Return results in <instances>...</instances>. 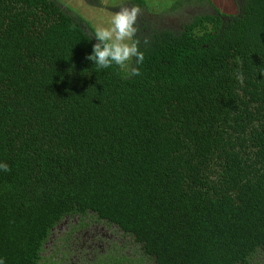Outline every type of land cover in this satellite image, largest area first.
<instances>
[{
  "label": "trees",
  "instance_id": "obj_1",
  "mask_svg": "<svg viewBox=\"0 0 264 264\" xmlns=\"http://www.w3.org/2000/svg\"><path fill=\"white\" fill-rule=\"evenodd\" d=\"M205 1L213 12L176 29L137 26L144 60L125 71L86 59L95 30L56 0H0L4 264H39L73 215L128 239L89 264H258L264 0H235L233 13Z\"/></svg>",
  "mask_w": 264,
  "mask_h": 264
},
{
  "label": "rangeland",
  "instance_id": "obj_2",
  "mask_svg": "<svg viewBox=\"0 0 264 264\" xmlns=\"http://www.w3.org/2000/svg\"><path fill=\"white\" fill-rule=\"evenodd\" d=\"M60 6L74 16L86 20L94 30L98 27H108L115 13L122 7L138 6L140 15L137 26L141 24L154 28L176 29L197 13L213 12V8L205 0L181 4L171 8L175 0H144L139 6L133 0H56ZM223 13L236 11L235 0H210ZM202 37L207 38L210 32L203 27H196ZM130 62V61H129ZM123 68L125 71L129 69ZM89 215L78 217L65 216L51 229L42 246L43 261L39 264H77L79 259L92 258L93 252H99L95 244H102L105 249L111 242L116 245L128 243L127 237L121 235L114 225H106L102 221L92 222ZM87 223V225L82 226ZM80 225V226H79ZM68 234L69 240L65 241ZM60 246V248H57ZM123 250H128L124 246ZM258 264H264V253L258 258Z\"/></svg>",
  "mask_w": 264,
  "mask_h": 264
},
{
  "label": "clouds",
  "instance_id": "obj_3",
  "mask_svg": "<svg viewBox=\"0 0 264 264\" xmlns=\"http://www.w3.org/2000/svg\"><path fill=\"white\" fill-rule=\"evenodd\" d=\"M140 11L138 6L122 7L113 16L110 26L98 27L94 32L97 43L93 44L92 53L86 59L93 61L101 69L108 68L113 63L125 68L133 58L137 65L143 63L144 53L139 49L140 41L136 38ZM144 43H148L147 39ZM130 75H140L139 69L131 67ZM0 170L7 172L9 167L0 163ZM0 264H4L2 259Z\"/></svg>",
  "mask_w": 264,
  "mask_h": 264
},
{
  "label": "flooded vegetation",
  "instance_id": "obj_4",
  "mask_svg": "<svg viewBox=\"0 0 264 264\" xmlns=\"http://www.w3.org/2000/svg\"><path fill=\"white\" fill-rule=\"evenodd\" d=\"M74 216V215H73ZM78 216V215H77ZM78 217H80V216H78ZM82 217V216H81ZM94 220V219H93ZM92 220V222L93 223H96V220H94L93 221ZM99 221H102V220H99ZM103 222V221H102ZM104 224H106V223H104ZM108 225V224H107ZM80 226V225H79ZM95 246H96V249L95 250H98L99 252H93V254H92V256L93 255H99V254H103L106 250V248L108 247V245L106 246V248L104 249L103 248V246H102V244H99V243H96L95 244ZM84 258V257H83ZM83 258H81V259H79V262L77 263V264H86V262H88V264H89V261L92 259V258H88V259H83Z\"/></svg>",
  "mask_w": 264,
  "mask_h": 264
}]
</instances>
